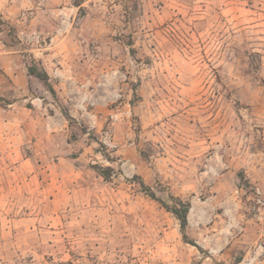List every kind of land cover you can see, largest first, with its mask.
Returning a JSON list of instances; mask_svg holds the SVG:
<instances>
[{
    "label": "rangeland",
    "instance_id": "rangeland-1",
    "mask_svg": "<svg viewBox=\"0 0 264 264\" xmlns=\"http://www.w3.org/2000/svg\"><path fill=\"white\" fill-rule=\"evenodd\" d=\"M256 188L264 0H0V264H244Z\"/></svg>",
    "mask_w": 264,
    "mask_h": 264
},
{
    "label": "built area",
    "instance_id": "built-area-1",
    "mask_svg": "<svg viewBox=\"0 0 264 264\" xmlns=\"http://www.w3.org/2000/svg\"><path fill=\"white\" fill-rule=\"evenodd\" d=\"M254 203H255V209L260 210L264 209V199L261 197V193L259 189H255L254 193ZM255 217H258V214H254ZM244 264H260L264 263V245L259 244L254 249H252L248 256L243 259Z\"/></svg>",
    "mask_w": 264,
    "mask_h": 264
},
{
    "label": "trees",
    "instance_id": "trees-1",
    "mask_svg": "<svg viewBox=\"0 0 264 264\" xmlns=\"http://www.w3.org/2000/svg\"><path fill=\"white\" fill-rule=\"evenodd\" d=\"M30 73L33 74V69H30ZM144 183H142V187H144ZM150 196H153V194L151 193ZM180 202V207H177V206H173L170 210V212H172L174 214V216L180 221V226H181V229L183 230L186 225H187V212H188V209H189V203L186 202V203H182V201H179ZM168 208V206L166 207ZM184 237H185V234L183 233Z\"/></svg>",
    "mask_w": 264,
    "mask_h": 264
}]
</instances>
